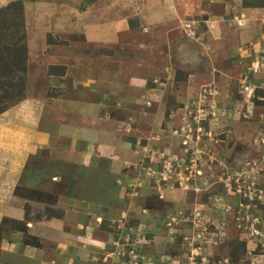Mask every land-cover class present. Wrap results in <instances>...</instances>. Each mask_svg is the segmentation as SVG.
Segmentation results:
<instances>
[{"label": "rangeland", "instance_id": "obj_1", "mask_svg": "<svg viewBox=\"0 0 264 264\" xmlns=\"http://www.w3.org/2000/svg\"><path fill=\"white\" fill-rule=\"evenodd\" d=\"M259 5L0 0V115L44 94L68 67H79L76 80L103 83L106 130L124 150L114 183L128 213L104 209L93 226L114 242L115 264H264V16L250 26L242 10ZM67 87L45 94L73 96L81 86ZM108 149L99 154L117 155ZM7 158L3 150L2 169ZM52 159L44 174L61 166ZM164 163L170 177L146 174ZM5 172L0 233H21L22 246L39 247L27 223L55 215L57 197L45 196L52 182L16 183ZM19 204L25 220L17 222Z\"/></svg>", "mask_w": 264, "mask_h": 264}, {"label": "crops", "instance_id": "obj_2", "mask_svg": "<svg viewBox=\"0 0 264 264\" xmlns=\"http://www.w3.org/2000/svg\"><path fill=\"white\" fill-rule=\"evenodd\" d=\"M242 10L247 14L250 26L255 25V17L264 16V5ZM206 21L210 23L212 18ZM111 30L113 33L114 29ZM76 68L79 67H68L64 79L50 77L44 94L30 95L0 115V124L4 123L0 125V156L6 150L8 157L3 169L0 167V173L6 171L5 176L16 183L38 186L39 183L52 182V187L49 186L52 191L47 186L45 196L51 193L58 199L57 203L50 204L55 215L36 223L26 222L31 233L36 232L41 246H22L21 233H0V264H105L110 260L108 257H111L112 264L117 262L113 261L114 242L96 237L93 225L97 223L95 214L103 213L104 209L118 215L128 213L125 192H120L114 183L122 170L124 159L120 152L124 150L120 151L117 135L112 129L111 133L106 130L107 124L102 116L106 99L100 95L102 81L76 80L73 78ZM71 83L81 86L73 96L50 97L45 94L49 89H66ZM8 121L12 122L8 125ZM104 147L117 150V155L108 151L100 155V148ZM46 153L51 156L50 160H55L52 159L54 156L61 164L51 175L44 174L45 170L41 168L44 162L50 164L49 158L44 161L42 157ZM3 180L0 178V196L4 199L9 192L1 184ZM126 181L132 183L134 178ZM14 190L11 189L13 195ZM1 197L0 205L3 203ZM132 202L137 201L132 199L130 204ZM18 206L20 208L11 217L17 222L25 220L21 205ZM144 218L145 221L154 219L150 216Z\"/></svg>", "mask_w": 264, "mask_h": 264}, {"label": "built area", "instance_id": "obj_3", "mask_svg": "<svg viewBox=\"0 0 264 264\" xmlns=\"http://www.w3.org/2000/svg\"><path fill=\"white\" fill-rule=\"evenodd\" d=\"M165 162H166V161H165ZM160 168H161V169H160ZM160 168H159V169H156V170L152 169V170H150V171L147 169L146 174H147V175H153V174L156 173V175H157V173H159V174H160L159 176L164 177V178H163L164 180L166 179L165 177H170V172H171V170H170V168L168 167V164H166V163L161 164ZM157 176H158V175H157Z\"/></svg>", "mask_w": 264, "mask_h": 264}]
</instances>
